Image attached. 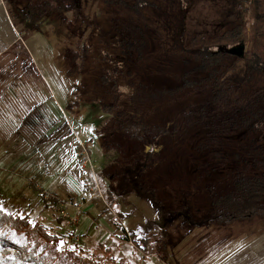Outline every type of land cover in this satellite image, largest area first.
I'll list each match as a JSON object with an SVG mask.
<instances>
[{
  "label": "rangeland",
  "instance_id": "rangeland-1",
  "mask_svg": "<svg viewBox=\"0 0 264 264\" xmlns=\"http://www.w3.org/2000/svg\"><path fill=\"white\" fill-rule=\"evenodd\" d=\"M79 1L100 25L80 41L57 20L33 28L0 0L2 206L59 236L35 258L75 264L84 256L107 264L109 254L97 249L102 243L116 261L131 264H264V218L211 221L212 200L237 171L264 161V121L255 131L237 128L214 119L217 110L206 111L210 92L176 90L186 78L204 76L187 75L197 65L190 41L233 27L235 0ZM86 38L85 68L68 76L65 50ZM122 38L135 43L129 55L121 52ZM245 69L238 61L230 76L244 90L264 89V72L251 77ZM117 110L124 115L114 122ZM119 122L149 128L130 138ZM38 190L58 198V207H45ZM163 229L168 255L133 241L132 231L138 237ZM9 240L24 245L9 260L27 259L25 237L11 232ZM4 247L0 241V254Z\"/></svg>",
  "mask_w": 264,
  "mask_h": 264
},
{
  "label": "trees",
  "instance_id": "trees-1",
  "mask_svg": "<svg viewBox=\"0 0 264 264\" xmlns=\"http://www.w3.org/2000/svg\"><path fill=\"white\" fill-rule=\"evenodd\" d=\"M14 6L17 13L22 19L28 22L33 28H40L42 22L46 19L57 20L60 25L66 27L70 35L79 41L84 38L87 30L97 31L99 29L98 19L95 21L85 10V7L79 0H9ZM108 3L120 4V0H105ZM71 14L72 18H69ZM228 18L234 23L233 27L223 31L220 34L207 36L205 33H196L189 44L193 58L197 65L187 75L201 73L198 79L186 78L181 88H191L193 90L211 93L210 101L207 104L210 110L201 108L200 114H206L204 111L213 112L217 110L214 119L221 118L228 123L233 121L237 128L255 131L259 129L260 124L264 121V89L247 91L242 89L238 82L230 76V69L235 68L238 61L245 63V71L248 76L253 77L256 74L264 72V3L263 0H235L232 13ZM90 31V34L92 35ZM88 38L82 42L77 50L67 48L65 58L68 61V76H77L83 72L85 62L90 54V45ZM121 52L130 54L134 49L135 43L127 38L120 39ZM243 46L242 55L235 54L232 48ZM164 92V91H163ZM160 92L156 90V95ZM162 95L166 96L165 93ZM118 106L116 107V109ZM120 108V107H119ZM118 108V109H119ZM110 112L107 107L102 108ZM117 110L113 114L114 122L120 121V116L124 115L123 111ZM223 114H219V112ZM236 118V119H235ZM209 118H207L208 120ZM206 123V122H205ZM115 124V123H114ZM118 125V123H116ZM115 124V125H116ZM120 129L129 135L130 138H140L147 129V124L140 122H128L121 124ZM35 187V186H34ZM35 189H37L35 187ZM40 192L41 200L45 207L55 208L60 204L58 198H45L44 192ZM3 198L0 193V241L4 244L3 254H0V264H40L43 252L49 244H57L58 237L54 235L47 226L40 221H33L29 214L19 212H8L3 206ZM112 205H119L117 200L111 198L109 201ZM111 205V206H112ZM112 209V208H108ZM107 209V210H108ZM119 209V208H118ZM120 212V210H118ZM212 220L222 225L232 224L239 220H251L254 218H264V161L254 160L252 164L237 171L231 187L218 197L212 200ZM121 214V212H120ZM119 214V215H120ZM125 217V216H121ZM123 229L121 223L118 224ZM20 234L26 239L25 247L28 258H18L17 261L9 260L8 256L11 251L21 249L22 246H15L9 240V234ZM137 231H132L129 238L136 242L140 250H146L148 245L167 253L166 230L161 232L138 236ZM127 234H125V237ZM152 239L155 242H152ZM108 257L107 264H131L124 258L115 260L109 246L100 245L97 247ZM13 252V253H14ZM16 255L18 256L19 252ZM161 256L163 258L166 257ZM12 254V253H11ZM39 256V259L35 257ZM77 264H99L98 260H90L84 256H76ZM41 261V260H40ZM116 261V262H115ZM55 261H53L54 263ZM75 263V264H76Z\"/></svg>",
  "mask_w": 264,
  "mask_h": 264
},
{
  "label": "water",
  "instance_id": "water-1",
  "mask_svg": "<svg viewBox=\"0 0 264 264\" xmlns=\"http://www.w3.org/2000/svg\"><path fill=\"white\" fill-rule=\"evenodd\" d=\"M231 51L235 54L242 55L244 51V47L243 46L234 47L231 49Z\"/></svg>",
  "mask_w": 264,
  "mask_h": 264
}]
</instances>
